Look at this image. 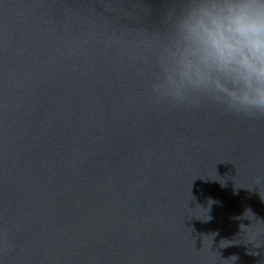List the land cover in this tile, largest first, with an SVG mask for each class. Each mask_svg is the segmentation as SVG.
<instances>
[{"label":"water","instance_id":"95a60500","mask_svg":"<svg viewBox=\"0 0 264 264\" xmlns=\"http://www.w3.org/2000/svg\"><path fill=\"white\" fill-rule=\"evenodd\" d=\"M166 0H0V264H264V115L152 99Z\"/></svg>","mask_w":264,"mask_h":264},{"label":"clouds","instance_id":"9594fccd","mask_svg":"<svg viewBox=\"0 0 264 264\" xmlns=\"http://www.w3.org/2000/svg\"><path fill=\"white\" fill-rule=\"evenodd\" d=\"M144 54L152 99L264 115V0H166Z\"/></svg>","mask_w":264,"mask_h":264}]
</instances>
